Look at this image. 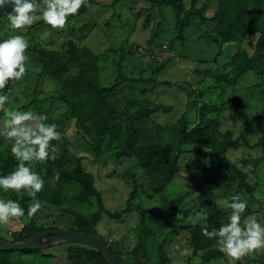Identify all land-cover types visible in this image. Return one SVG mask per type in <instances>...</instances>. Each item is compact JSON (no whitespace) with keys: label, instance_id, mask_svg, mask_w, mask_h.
Here are the masks:
<instances>
[{"label":"rangeland","instance_id":"obj_1","mask_svg":"<svg viewBox=\"0 0 264 264\" xmlns=\"http://www.w3.org/2000/svg\"><path fill=\"white\" fill-rule=\"evenodd\" d=\"M205 1L197 0L196 5L199 7ZM214 1L210 0V10L205 16H212ZM184 2L186 8L191 6V0ZM36 4L38 10L42 9L46 0H36ZM83 6L85 11L68 20L62 29L47 24L39 11L38 19L24 32L11 28L6 13L0 17V40L21 34L28 44L24 77L9 81L0 92L8 97L0 105V116L13 108L43 114L47 117L44 123L55 124L61 133L59 140L50 141L48 151L52 158L25 162L45 181L37 193L41 208L34 218L25 214L0 225V235L11 240L32 221L45 229L73 228L80 221V215L89 216L96 210L95 198L81 202L79 185L67 182L62 175L65 169L59 160L62 149L56 147V142L63 137L69 152L80 157L82 167L93 176L105 208L111 212L102 213L95 231L120 248L122 264L135 263L137 259L144 260V264H163L159 245L164 236L160 242L153 240L148 244L146 254H135L132 252V238L136 239L133 228L143 219L144 212L179 196H183L178 207L182 223L189 225L191 231L189 227L183 228L180 235L166 240L163 250L170 261L164 264H264V248L246 254L239 261L222 252L215 237H209L214 244L208 249L196 248L192 227L202 225L188 220L189 215H195L199 197L212 191L209 206L219 205L230 215L232 210L225 201L230 203L233 196H239L247 205L242 220L250 217L264 223V148L260 145L264 122L253 123L254 127L248 129L247 122L234 112L236 99L250 118L264 109V51L258 50L264 43V0L247 1L248 11L260 10L261 18L249 27L237 26L247 35L245 38L220 43L213 38L216 22L202 21L197 16L184 29V38L180 37L170 4L151 8L149 0H122L116 5L113 0H87ZM71 43L80 51L88 48L98 55L94 73L101 85H117L107 95L117 111L110 117V125L124 124L126 115L147 109V118L151 120L145 124L144 137L154 138L159 126H173L184 117L188 131L203 137L204 145L210 144L214 137L217 144L223 143L221 152L208 156L205 154L209 151L202 147L188 151L181 146L175 177L163 193L153 194L147 170L140 166L138 159L117 156L120 148L125 147L123 139L111 141L107 136L104 145L98 146L91 119L86 116L92 111L90 99L95 94L82 95L66 82V78L76 75L80 69L79 61L68 55ZM39 48L58 53L65 65L64 80L42 74ZM241 52L247 54L253 70L236 69L232 55L241 56ZM79 58L83 61L86 56L81 52ZM198 69L202 77L197 75ZM124 131L127 132L126 127ZM12 143L13 138L7 137L5 130L0 135V175L6 169L14 171L20 163L11 152ZM257 159L260 160L255 165ZM241 173L251 188L241 184ZM22 198L27 199L28 205L32 199L23 190L19 193L0 190V200H16L23 207ZM121 210L122 215L116 216ZM203 226L211 228L207 223ZM73 245L78 243L54 244L39 253L19 250L10 257L21 264H71L66 255ZM209 249L214 254L205 262Z\"/></svg>","mask_w":264,"mask_h":264},{"label":"trees","instance_id":"obj_2","mask_svg":"<svg viewBox=\"0 0 264 264\" xmlns=\"http://www.w3.org/2000/svg\"><path fill=\"white\" fill-rule=\"evenodd\" d=\"M121 1L122 0H113V5H116ZM247 1L248 0H215L214 4L216 7L213 9L212 16L209 17L205 15L207 10H210V0H206L199 7L196 5L197 0H191V6L189 8H186L184 0H149L151 8L156 6L162 7L163 5L169 4L173 7L176 18L175 26L178 35L182 38H184V29L189 25V21L196 16L202 21L212 20L216 22L217 32L213 38L217 43L222 41L227 42L229 39L242 40L247 35L244 36L245 33H242L237 26L245 24L249 27L253 21H257L261 18L260 10L255 12H252L251 10L248 11ZM84 11L85 6L82 5L77 13L69 16L68 20L79 16ZM259 49L264 51V43H261L258 50ZM81 52L86 56V59L83 61L79 58ZM37 53L42 65V74L48 75L55 80H64L65 65L63 64L64 62L59 59L58 53L46 50L45 48H39ZM69 54L79 61L80 69L76 75H71L66 78L67 84L82 95L85 93L89 97L91 92L95 94L94 99H90L92 111L88 112L86 116L91 119V126L94 135L97 136L98 146L104 145L107 136H110L111 141L123 139L125 141V147L123 146L120 148L117 156L119 158L136 157L138 159L140 166L147 170L148 179L153 186V194L163 193L175 177V170L179 166L182 152L179 150L181 146H185L188 151H198L200 150L199 148L202 147L203 150L205 149L209 151L205 154L208 156H217V154L221 152L223 143H221L222 145L219 143L217 144L216 137H214L210 144L206 143L204 145L205 141L203 137L195 136L193 135V131H188L186 128V119L184 117L173 126H159L156 135L157 137L154 138L144 137V134L147 131L145 124H149L151 120L150 118H147V109H140L135 113L129 114L128 116L126 115L123 120L124 124L119 123L110 125V117H114L117 111L107 99V95H111L117 85L113 84L110 87H105L99 83V80L94 73L96 71L95 68L98 55L93 53L90 49L84 48L80 51L75 44L71 43L68 48V55ZM240 55L241 56H237L236 54L232 55L235 59L234 64L236 69L240 72L253 70L254 67L250 60L247 59V54L241 52ZM196 73L199 77H202V75H199L201 74L199 69ZM107 112L108 115L106 116ZM234 112L247 122L248 129L254 127L253 123L259 122V124H262L264 122V109L256 117L250 118L246 111L240 107L239 99L234 101ZM125 127L127 132L124 131ZM123 135L126 137H123ZM260 145L264 148V135L260 137ZM57 146L62 149V153L59 154L60 166H65L62 175L67 182H75L79 185L80 201L83 202L95 198L97 203V208L91 215H80V221L77 226L73 228L69 227V229L97 234L95 228L102 213L111 212L105 208L102 194L95 186L93 176L82 167L81 158L69 152L68 143L64 141L63 137L61 141L56 142V147ZM208 147L211 149H208ZM259 160L260 159L256 160L255 165ZM8 173L10 172L6 169L3 175ZM241 177V184L251 188L248 183L244 182L245 176L243 173H241ZM212 197V191L203 193L197 200L194 208L195 212L202 210L206 213V223L211 225V228L208 229V231L217 229L221 224L228 222L229 216L227 215V211L221 206H209ZM182 201L183 196L164 200L162 205L155 206L144 212L146 214L143 219L140 220L135 229L133 228V233L136 239L132 238V252L135 254L144 252L146 254L148 244L150 245L153 240H158L161 236H164L159 245L161 251L160 258L162 259L163 264L170 261L169 257L163 250L164 243L168 238L173 239L174 236L180 235V233L185 230L183 228L187 229V227H189V225H183L181 217L182 212H179L178 210ZM21 203L25 209V214H27V199L22 198ZM123 212V210L119 211L116 216L120 217ZM36 214L37 213L29 216L34 218ZM199 224L201 223L199 222ZM190 229L191 228L189 227V230ZM43 230H45V228L38 226L32 221L24 225L11 240L0 236L9 241H21L32 238L36 233ZM135 230L138 232L136 233ZM166 235L170 237H165ZM192 235V241L196 248L208 249L210 245L214 244L212 239L204 235L202 227L199 225L192 227ZM105 241L117 258L119 264H122L123 254L120 248L115 244L108 243L107 240ZM44 249H24L22 251L25 253H39ZM14 252L17 251H0V264H21L16 263L11 259L10 255ZM144 253L143 256H145ZM212 254H214L213 249H209L205 255V262H208L209 259H211L210 256ZM66 258L71 264H109L101 251L92 246L80 243L68 248ZM141 262L142 259H137L135 263L131 264H140Z\"/></svg>","mask_w":264,"mask_h":264},{"label":"clouds","instance_id":"obj_3","mask_svg":"<svg viewBox=\"0 0 264 264\" xmlns=\"http://www.w3.org/2000/svg\"><path fill=\"white\" fill-rule=\"evenodd\" d=\"M86 2L87 0H46V6L38 10L36 0H0V8L11 4L12 11L7 12L10 26L24 32L38 19V11L39 16L47 24L62 29L69 16L77 13ZM27 47L28 44L21 34H13L7 39L0 40V91H3L9 81L12 83L24 77ZM7 99L6 95L0 94V105ZM46 119L43 114L35 115L31 111H20L15 108L0 116V135L5 134L6 130L7 137L13 138L11 152L20 161L14 171L0 175V190L26 192L32 198L27 208L28 215L37 213L41 208L37 193L43 189L45 181L29 163L25 162L52 158L48 151L50 141L61 138L56 125L44 123ZM225 203L232 211L228 216V222L221 224L218 229L208 231L203 227L207 215L202 210L196 211L195 215H189L188 220L193 224L200 222L204 235L215 237L220 250L233 261H239L246 254L264 248V223L250 217H244L242 220V213L247 205L239 196H233L230 203L227 201ZM23 215L25 209L18 201L0 200V225L7 224L11 218Z\"/></svg>","mask_w":264,"mask_h":264},{"label":"water","instance_id":"obj_4","mask_svg":"<svg viewBox=\"0 0 264 264\" xmlns=\"http://www.w3.org/2000/svg\"><path fill=\"white\" fill-rule=\"evenodd\" d=\"M12 5H5L0 8V16L12 11ZM76 242L85 244L101 251L109 264H119L117 258L110 250L105 239L97 234L81 232L69 228L45 229L36 233L32 238L21 241H9L0 236V251L24 250V249H44L54 244Z\"/></svg>","mask_w":264,"mask_h":264},{"label":"crops","instance_id":"obj_5","mask_svg":"<svg viewBox=\"0 0 264 264\" xmlns=\"http://www.w3.org/2000/svg\"><path fill=\"white\" fill-rule=\"evenodd\" d=\"M158 240H160V238ZM158 240L155 239V241H157V242H158ZM140 264H144V260H142V262Z\"/></svg>","mask_w":264,"mask_h":264}]
</instances>
